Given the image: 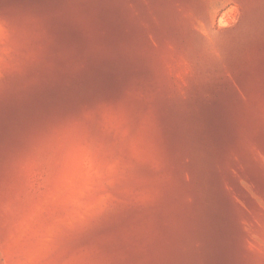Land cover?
I'll return each instance as SVG.
<instances>
[{
    "label": "rangeland",
    "instance_id": "374dc122",
    "mask_svg": "<svg viewBox=\"0 0 264 264\" xmlns=\"http://www.w3.org/2000/svg\"><path fill=\"white\" fill-rule=\"evenodd\" d=\"M0 15L38 17L49 37L39 64L0 82V202L35 136L135 86L170 180L81 244L108 264H264V0H0Z\"/></svg>",
    "mask_w": 264,
    "mask_h": 264
},
{
    "label": "clouds",
    "instance_id": "9594fccd",
    "mask_svg": "<svg viewBox=\"0 0 264 264\" xmlns=\"http://www.w3.org/2000/svg\"><path fill=\"white\" fill-rule=\"evenodd\" d=\"M48 39L40 18L0 15V82L39 64ZM145 99L130 86L32 139L11 175L15 197L0 202V264H108L98 246L81 244L89 229L118 203H154L170 180L163 132L155 110L140 106Z\"/></svg>",
    "mask_w": 264,
    "mask_h": 264
}]
</instances>
